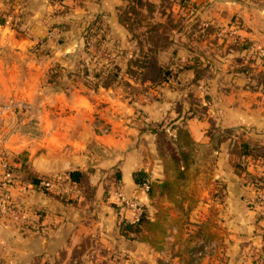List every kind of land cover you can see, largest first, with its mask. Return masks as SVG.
Wrapping results in <instances>:
<instances>
[{"label":"crops","instance_id":"0c3cea01","mask_svg":"<svg viewBox=\"0 0 264 264\" xmlns=\"http://www.w3.org/2000/svg\"><path fill=\"white\" fill-rule=\"evenodd\" d=\"M194 1L192 11L199 16L200 26L214 29L210 40L205 36L200 41L203 50L202 44L209 43L201 56L210 62L212 75L192 80L195 94L208 106L207 113L192 114L182 86L162 87L160 98L143 102L142 109H137L131 96L117 92L119 83L95 88L77 81L53 87L50 94L33 103L39 124L34 132L20 130V124L29 119H17L13 113L0 115V179L8 157L18 178L28 169L41 176L92 169L90 180L96 185L94 199H85L80 189L75 196L78 202H63L53 192L18 179L12 187L14 199L37 224L23 231L18 221L0 217V264H70L75 247L81 248V264H120L113 254L129 252L137 257V242L151 247L120 233V220H133L134 210L121 204L116 193L122 191L141 205H149L147 190L136 181L134 172L143 169L152 179L164 178L153 127H166L174 133L172 125L180 123L195 140L209 145L207 133L213 122L222 129L231 128L234 138L264 144V90L256 77L264 69L257 54L264 48V0ZM235 22L240 23L241 37L250 46L235 49L231 46L235 39L222 36L231 34ZM32 25L28 29H34ZM30 34L0 24V101L12 94L31 101L41 92L46 74L38 68L35 56L26 54V47L35 41ZM193 51L181 52L174 67L191 62ZM236 55L242 59L234 60ZM248 61L252 72L241 68ZM181 76L185 82L194 78V72L185 68ZM141 112L144 114L138 116ZM99 123H108L109 132H101ZM230 142H223L192 169L197 173L192 188L198 194L191 203L184 201V214L180 213V264H189V249L196 245L190 233L202 222L207 223L208 233L225 242L227 256L221 264H264V227L250 204L254 189L246 174L234 168ZM248 171H259L252 159ZM219 189L224 192L222 200L214 195ZM199 264H209V259L204 257Z\"/></svg>","mask_w":264,"mask_h":264},{"label":"rangeland","instance_id":"374dc122","mask_svg":"<svg viewBox=\"0 0 264 264\" xmlns=\"http://www.w3.org/2000/svg\"><path fill=\"white\" fill-rule=\"evenodd\" d=\"M153 1L157 3V7L154 12L148 14L149 16L146 17L147 21L165 20L167 25L174 27V29L170 30L174 42L167 47L166 52H161V60L164 58L169 60L168 56L174 49H176L179 58L181 52L190 48L197 53H203L204 50L209 49V46H207L209 45L208 42L207 44H202L204 45V50L200 47V41L206 39L202 33L205 32L209 40L210 35L207 34L208 28L199 31L206 25L200 26V22L196 25L199 16L192 11L196 4L194 0ZM127 2L128 0H0V24H7L23 33H31L30 37L35 41L26 47V54L35 56L38 68L42 70V73L46 74L41 81V92L32 97L31 101L24 99L25 103L21 107L14 105L11 107L16 108H10L7 113H3L2 106L5 102L10 99L21 100L18 95L14 94L3 98L0 101V115L13 113V116L17 117V119H29L28 122L20 124V130H32L34 132L36 130L35 127L39 126L38 119L35 118L36 107L34 104L43 99L46 94H50L53 91V87L61 88L77 81L87 82L90 85L95 84L96 80L91 73L95 69H99L103 65H109L112 62H117L121 66V76L118 82L114 84L117 85L119 83L121 87H118L117 89L119 90L116 91L124 93L128 97L131 96L129 100L137 109H142L140 108L142 103L148 102L155 96L160 98L164 92L162 87L176 86L180 89V86L186 87L188 84L193 87L190 84L193 78H189L188 82H182L183 77H180V71L177 70L178 66L174 67L175 75L168 81L169 84L165 83L164 85L156 82H141L126 73L128 59L131 56L138 55L140 52L138 38L144 37L143 34L139 37L135 36L118 20V6L126 5ZM160 5L166 8V14H161L159 11ZM33 7L35 10H33ZM98 15L102 16L103 23L109 27L105 37L94 31L92 33L88 31L91 22ZM169 17L174 18L177 23L174 25L170 24V21H168ZM1 19L5 20L4 23H1ZM30 23L34 26L32 30L28 29L27 26ZM144 24L145 22H142L135 33H142L145 29ZM222 36L225 39L227 36L237 39L231 34H222ZM143 43H146V41ZM223 44H225V40ZM193 52L190 53L194 55ZM236 59L242 58L240 55H236L234 60ZM24 65L25 68L28 66L26 63ZM86 68H89L90 75L88 77L84 74ZM52 69L60 73L57 82L49 81ZM18 78L21 79V77ZM182 98L178 99V104L183 100ZM142 114L144 112L139 113L138 116H142ZM186 115L189 114L186 113ZM99 126L103 133H107L110 130L108 123H99ZM171 134L169 131V135ZM171 146L175 145L172 144ZM196 179L197 173L191 170L189 177L185 180L186 186H188L194 196L197 191L194 193L192 182ZM73 194L70 192L68 196L76 198V194ZM146 206L150 214L155 212L150 199L149 205L146 204ZM180 213L184 214V210L180 208L179 204H175L170 213V224L178 226L176 228L177 232L173 238L174 240L165 242L163 249L157 250L152 246L147 249L144 244L137 242L140 240L135 239L138 243L136 247L137 257L133 254L132 256L129 252L120 253V256H115V254L112 256L116 257L120 264H180ZM118 252H116V255ZM113 261L115 262V259Z\"/></svg>","mask_w":264,"mask_h":264},{"label":"trees","instance_id":"16d2710c","mask_svg":"<svg viewBox=\"0 0 264 264\" xmlns=\"http://www.w3.org/2000/svg\"><path fill=\"white\" fill-rule=\"evenodd\" d=\"M157 7V3L153 0H128L126 5L118 6V20L124 24L128 30L133 32L137 37L144 35L143 38H138L140 42V52L136 56H131L127 62L126 73L141 82H152L169 84V80L175 75L174 65L178 58L177 51L174 49L171 52L170 59L168 61H162L160 54L166 51L167 47L171 46L174 42L171 37L170 30L174 27L167 25L165 20L147 21L148 14L154 12ZM161 14H166V8L159 6ZM1 23H4V19H1ZM169 23L174 25L177 23L174 18L168 19ZM145 22V29L142 33H135L139 25ZM200 21L196 23L199 24ZM196 27V26H195ZM208 32H212L214 29L211 25H206L199 31L207 29ZM109 30L102 21V16L98 15L90 24L88 31L91 33L94 31L99 35L106 36ZM207 32V34H209ZM206 36L205 32L202 33ZM146 41V43H143ZM147 45V46H146ZM251 44L245 38L235 39L231 45L233 48L238 49L241 46H250ZM191 49V48H190ZM192 50V49H191ZM198 54V55H197ZM202 52H195L190 57L191 62L184 64L177 70L181 71L185 68L192 69L194 72V82L199 79H204L212 75V68L210 62H206L202 56ZM242 58V57H241ZM243 70L252 72L253 67L251 62H247L241 67ZM60 73L57 71L50 72V82H57V78ZM86 77L90 75L89 68L84 70ZM91 75H93L95 84L91 87H110L118 82L121 76V66L117 62H112L109 65H103L99 69H95ZM257 84L262 86L264 90V69L257 72ZM191 81L190 84L193 83ZM184 98L190 103L189 110L192 114L207 113L208 106L200 101L198 95L195 94V87L187 85ZM156 97V96H155ZM194 105V106H193ZM175 132L169 135V131L165 127L156 126L153 127V132L156 135V145L160 158L164 166V178L152 179L149 174L143 169H139L134 172V177L137 182L143 183L147 181L149 187L146 189L151 204L155 208V212L150 214L146 205H142V212L138 219L131 221L127 218H123L119 222V231L126 238L137 239L149 243L153 248L161 250L164 248L166 236L169 228L173 225L171 223L170 213L175 204H179L180 208H184V201L194 200V194L186 186L187 177L193 167L199 163L204 157L208 156L214 149L220 148V145L230 140V155L231 161L238 172H244L246 174V180L254 181L258 178V175L248 171L249 160H264V144L259 141L247 139L244 137L234 138L233 130L231 128L222 129L212 122V125L208 128V136L210 138L209 145L203 142L195 140L187 127L180 123L172 125ZM174 144L175 146H171ZM14 169V167H13ZM28 169V168H27ZM15 171V170H14ZM92 169H73L69 170L67 174L77 184L83 193L84 198L92 200L95 197L96 185L90 180V173ZM52 175H39L30 169L26 170L24 175L20 178L23 183L25 181H31L35 186H39L44 178L51 177ZM120 177V174H117ZM260 177L259 179H261ZM223 190H217L216 195L219 200L223 199ZM58 199L63 202H78L77 198H71L67 193H53ZM105 196L108 195L107 183L104 188ZM191 207V204H189ZM207 223H198V227L190 233V239L196 240V245H193L189 249V264H194V257L191 255V251H197L201 248L198 244L199 239L205 240L212 238V234L206 231ZM225 244V242L223 241ZM81 248L75 247L73 249V257L70 264H81Z\"/></svg>","mask_w":264,"mask_h":264},{"label":"built area","instance_id":"2783aa9c","mask_svg":"<svg viewBox=\"0 0 264 264\" xmlns=\"http://www.w3.org/2000/svg\"><path fill=\"white\" fill-rule=\"evenodd\" d=\"M230 32L235 38L241 39L240 23H232ZM257 54L264 65V48H259ZM23 103H25L23 99H10L2 106L3 113H7L10 108H16L11 106L19 105V107H21ZM1 141L2 138L0 137V142ZM253 162L259 167V171H257L258 178L256 180L248 181L250 186L254 189L250 204L258 216V221H261L264 227V160H253ZM3 169L2 177L0 179V217H10L11 219H14V221L16 220L19 222V226L23 231H29L32 229V226L37 223L35 222V218L25 214L26 209L17 204L14 199L12 187L16 184L18 179L13 169V163L10 162L8 157L4 159ZM260 177L262 178L259 179ZM141 185L144 189L149 187L147 181H144ZM38 187L43 191L53 193L62 192L69 194L71 192V194L75 193L76 195L73 194L75 196L81 193L80 188L77 187V184L67 173H56L51 177L44 178ZM116 194L118 201L121 204L134 210V219L131 221L138 219L142 212V205L137 200L126 197L122 191L118 190ZM123 218L127 217H122V219ZM176 228H178V226L175 224L169 228L165 242L174 240L173 238L177 232ZM198 244L201 245V248L197 251H191V255L194 257V264H199L200 260L204 257L209 259V264H221L226 261V248L221 238L212 237L207 240L201 238L199 239Z\"/></svg>","mask_w":264,"mask_h":264}]
</instances>
